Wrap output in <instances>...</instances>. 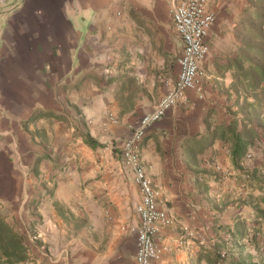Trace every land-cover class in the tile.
<instances>
[{
  "label": "crops",
  "instance_id": "obj_1",
  "mask_svg": "<svg viewBox=\"0 0 264 264\" xmlns=\"http://www.w3.org/2000/svg\"><path fill=\"white\" fill-rule=\"evenodd\" d=\"M174 1L0 0V208L19 205L26 218L41 211L40 224L23 228L38 237L28 264H136L140 193L121 146L176 77ZM208 8L216 22L204 97L189 91L139 145L160 207L175 218L156 236L168 245L156 264H212L222 253L227 264H264V0H208ZM76 121L111 142L81 174ZM62 157L68 175L50 200L83 215H43L44 197H33ZM92 168L102 179H90ZM97 200L115 215H85ZM181 224L212 243L179 246Z\"/></svg>",
  "mask_w": 264,
  "mask_h": 264
},
{
  "label": "built area",
  "instance_id": "obj_2",
  "mask_svg": "<svg viewBox=\"0 0 264 264\" xmlns=\"http://www.w3.org/2000/svg\"><path fill=\"white\" fill-rule=\"evenodd\" d=\"M170 14L174 29L182 41L181 52L176 58V77L172 82L164 81L167 87L165 94L150 111L141 115L134 125H129V133L121 146L122 162L131 169L133 182L140 193V200L134 206L139 218L135 241L136 264H156L168 250L167 244L155 240L156 236L161 228L175 225L173 215L160 207L161 193L140 161L139 145L146 129L159 121L167 110L187 101L189 91L198 99L204 97L206 73L203 64L210 53L209 33L216 22V13L208 8V0L174 1ZM104 116L111 123L118 122L110 111L105 112ZM178 229L179 246L188 240L199 244L212 243L198 229L185 224H181Z\"/></svg>",
  "mask_w": 264,
  "mask_h": 264
},
{
  "label": "rangeland",
  "instance_id": "obj_3",
  "mask_svg": "<svg viewBox=\"0 0 264 264\" xmlns=\"http://www.w3.org/2000/svg\"><path fill=\"white\" fill-rule=\"evenodd\" d=\"M14 2V0H12V3ZM74 126H76L77 131L73 132V135L75 137L80 136L82 133H86L85 131V125L82 123L81 125L78 123V121H76V124L74 123ZM87 134V133H86ZM97 142L99 144V147L93 149L90 148L89 146H87L84 142H78L77 148L80 149L79 147H83V149L81 150H77L80 156V162L82 163L80 169H78V172L81 174L82 169H86L85 167H87L88 165H93V166H97L99 165V162L102 159H104V153L103 150H105V147H107L108 145H110L111 142L109 141H105L103 139L98 138ZM75 147H76V142L74 141ZM89 147V148H88ZM69 160L66 159L65 157L62 158H54L53 161V168L55 170V172H53L54 174L51 176V172H48V176L45 178L42 177V181L45 183L44 187L41 188H35L38 189V192L34 193L35 200H36V196H39V198L42 196L44 197V203H43V215L47 214V212L52 211L53 209L55 210V212L57 213V215H83L81 212V214L78 212V208L74 207L73 205L69 206L66 203H59V202H52L51 196L49 195L50 193L53 194V188L55 190V183L57 181H61L62 177H65V175H68L67 171H65L63 169V167L67 164ZM81 170V171H80ZM86 173V171H85ZM89 174H91L90 179H94V180H100L102 178H100V173L99 170H97V168H92V171L88 172ZM71 175H73L74 173H70ZM77 174V173H75ZM103 174V172H102ZM51 177H53V180L51 179ZM61 178V179H60ZM89 179V178H88ZM34 189V190H35ZM104 188H102L103 190ZM101 189L99 188V191ZM41 194V195H40ZM43 194V195H42ZM38 198V199H39ZM39 201V200H38ZM57 203V204H55ZM111 204V202H109ZM109 203H105L97 200L96 202L89 204L88 205V209L85 211V215H115L113 214L112 207ZM55 204V205H54ZM34 206V205H33ZM81 206L82 205H78ZM19 205H12V209H10V213H8V210L4 211L3 209L0 208V215H2L7 222H9L10 224L13 225V227L20 231L23 232V228L26 226L29 229H34V226L37 224H40L42 222V216L40 214V212L38 211L37 213L35 212V207H33L32 212H30L32 215H29L28 218H26V215L22 212L20 213L18 210ZM87 211H89L87 213ZM31 216V218H30ZM30 242L31 241H35L38 237L33 236L32 233H30ZM31 252V251H30ZM31 256L33 257V255L31 254Z\"/></svg>",
  "mask_w": 264,
  "mask_h": 264
},
{
  "label": "trees",
  "instance_id": "obj_4",
  "mask_svg": "<svg viewBox=\"0 0 264 264\" xmlns=\"http://www.w3.org/2000/svg\"><path fill=\"white\" fill-rule=\"evenodd\" d=\"M80 136L90 148L99 147L97 140L89 134L82 133ZM241 153V148H239L236 154L240 155ZM49 195L51 196V193ZM33 236L36 235L33 234ZM29 241L30 238L24 232L16 230L12 224L0 215V264H28L31 262L33 257L31 256ZM212 264L227 263H225L223 256L215 255Z\"/></svg>",
  "mask_w": 264,
  "mask_h": 264
}]
</instances>
